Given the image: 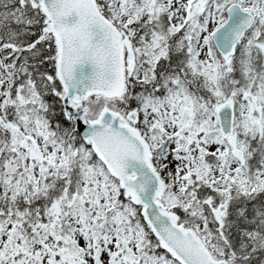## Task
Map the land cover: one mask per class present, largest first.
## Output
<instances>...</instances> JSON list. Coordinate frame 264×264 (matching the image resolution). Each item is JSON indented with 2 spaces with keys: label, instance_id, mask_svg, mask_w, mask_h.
<instances>
[{
  "label": "snow or ice",
  "instance_id": "6c2138e0",
  "mask_svg": "<svg viewBox=\"0 0 264 264\" xmlns=\"http://www.w3.org/2000/svg\"><path fill=\"white\" fill-rule=\"evenodd\" d=\"M0 264H264V0H0Z\"/></svg>",
  "mask_w": 264,
  "mask_h": 264
}]
</instances>
